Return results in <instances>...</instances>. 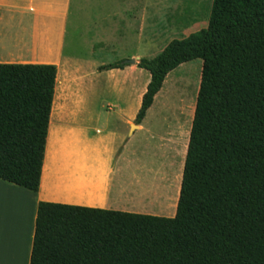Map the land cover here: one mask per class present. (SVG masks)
Masks as SVG:
<instances>
[{"label": "trees", "instance_id": "obj_1", "mask_svg": "<svg viewBox=\"0 0 264 264\" xmlns=\"http://www.w3.org/2000/svg\"><path fill=\"white\" fill-rule=\"evenodd\" d=\"M195 60L203 67L176 216L41 202L30 264H264V0H213L207 28L141 59L151 82L135 125L167 76ZM57 74L0 64V180L33 193Z\"/></svg>", "mask_w": 264, "mask_h": 264}, {"label": "crops", "instance_id": "obj_2", "mask_svg": "<svg viewBox=\"0 0 264 264\" xmlns=\"http://www.w3.org/2000/svg\"><path fill=\"white\" fill-rule=\"evenodd\" d=\"M153 8V0H0V64L55 65L56 87L61 69L80 68L83 107L71 121V150L67 157L65 154L66 168H62L59 155L54 166L48 167L47 138L37 193L0 180V264H30L41 202L165 218L176 216L199 88L182 94L176 105H170L180 115L192 96L193 109L184 131L182 170L174 204L170 205L166 199V186L162 199L154 205L148 196L137 200L136 189L127 191L124 178V171L135 163L133 158L139 150L142 158L145 157L150 138L147 119L152 107L133 135L131 128L151 82V74L137 64L141 59L155 58L164 50L156 52L154 48L155 34L150 24ZM70 29L81 31L89 39L83 43L88 49L124 55L127 60L135 59L136 65L124 61L123 68L99 71L100 67L111 64L95 63L92 70L86 69L84 62L67 53ZM72 48H75L72 53H79L77 45L73 44ZM91 50L87 54H96ZM186 64L167 76L154 104L166 85L173 88L180 83V76L171 77ZM97 83L103 94L116 99L119 110L105 113L99 136L91 134L93 128L84 121L92 120L84 107L91 87ZM136 183L137 180L134 186Z\"/></svg>", "mask_w": 264, "mask_h": 264}, {"label": "rangeland", "instance_id": "obj_3", "mask_svg": "<svg viewBox=\"0 0 264 264\" xmlns=\"http://www.w3.org/2000/svg\"><path fill=\"white\" fill-rule=\"evenodd\" d=\"M153 1L154 13L150 17V24L155 34L154 48L156 52L165 49L171 41L184 39L208 26L213 0ZM87 40L89 39H85L81 31L76 32L70 29L67 38L69 44L67 53L84 62L86 69L92 70L95 63L113 64L127 61V57L124 55L88 49L83 44ZM73 44L77 45L76 49L79 53H72L75 51V48H72ZM90 50L95 51L96 54H87ZM202 67L203 61L195 60L172 75V79L175 76H180L178 80L180 83L177 82L173 88L166 85L162 95L158 97L148 115L147 125L150 138L145 148L147 154L145 153V157L142 158V150H139L133 158L135 163L130 169L124 171V178L127 179V184H125L127 191H132V189L135 191L136 186L132 187L130 181L132 179L135 183L137 180L138 183L145 185L148 189L151 188V191L155 194L154 199L151 200L153 205L162 199L163 187L165 186L168 203L170 205L174 204L177 198L184 151V134L178 138L177 133L180 131L179 120L191 105L192 96L180 115L176 109H170V105H176V100L179 98L181 100L182 94H187L190 91L194 92L197 88H200ZM58 77L57 100L60 99V104L68 111L66 113L67 122L60 128L59 145L57 147L62 164L65 154L68 155L71 150L72 118L79 111H83L81 71L80 68H63L60 70ZM116 105H118V102L114 97L103 94L101 85L99 86L97 83L94 87H91V92L84 107V111L90 112L92 115V120H84L93 128L94 132H91V134L99 136L104 128L105 113L113 114L119 111ZM82 120L80 121L82 122ZM113 126L118 127L115 123ZM136 165L137 168L135 169ZM128 184L131 186L130 189Z\"/></svg>", "mask_w": 264, "mask_h": 264}, {"label": "bare ground", "instance_id": "obj_4", "mask_svg": "<svg viewBox=\"0 0 264 264\" xmlns=\"http://www.w3.org/2000/svg\"><path fill=\"white\" fill-rule=\"evenodd\" d=\"M58 80H59V77H58ZM57 99H58V97H57V94H56L55 95V99H54V106H53L52 116H51L50 135L48 136V146H47L48 147L47 163H48V167L49 168L54 166L56 160L58 159L57 147L59 145V141L58 140L60 138V128H61V126L63 124H66V122H67L66 121L67 120L66 113L68 111L63 107V105L60 104V99L59 100H57ZM66 157H67V155H66ZM66 157H64V158H66ZM62 168L63 169L66 168V163H65V165H64V162L62 163ZM130 182L132 183L131 185L133 187L135 183L133 182L132 179H131ZM129 187H131V186L128 184V188ZM136 189H137V195H138V199L137 200H139V201L144 200V198H146L147 196L150 198V200L154 199L153 197L155 196V194H153V191H151V188L148 189L145 185L137 182L136 183ZM132 191H133V189H132ZM127 195L129 196L128 193H127ZM130 196H132V195H130Z\"/></svg>", "mask_w": 264, "mask_h": 264}, {"label": "water", "instance_id": "obj_5", "mask_svg": "<svg viewBox=\"0 0 264 264\" xmlns=\"http://www.w3.org/2000/svg\"><path fill=\"white\" fill-rule=\"evenodd\" d=\"M127 65H136V60L135 59H131V60H127L125 62ZM138 128V125H133L131 128V134L133 135L135 130Z\"/></svg>", "mask_w": 264, "mask_h": 264}]
</instances>
